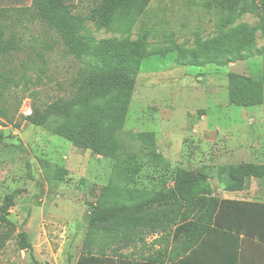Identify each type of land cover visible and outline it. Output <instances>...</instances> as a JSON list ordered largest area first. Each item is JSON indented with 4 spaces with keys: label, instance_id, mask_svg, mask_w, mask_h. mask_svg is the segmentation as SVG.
Listing matches in <instances>:
<instances>
[{
    "label": "rangeland",
    "instance_id": "374dc122",
    "mask_svg": "<svg viewBox=\"0 0 264 264\" xmlns=\"http://www.w3.org/2000/svg\"><path fill=\"white\" fill-rule=\"evenodd\" d=\"M97 1L74 0L73 13L87 16ZM211 1L152 0L130 32L118 22L99 29L87 20L83 34L92 38L94 45L108 38H143L147 43L150 55L142 61L125 125L118 135L121 155L133 156L140 163L133 186L171 187L177 169L184 168L207 176L208 195L264 201V178L245 179L241 191L229 189L230 165L264 161V122H260L264 104H231L227 78L229 72L259 77L263 57L256 55L226 65H191L188 58L180 61L178 57L221 34L225 15L213 8ZM32 5L33 0H0L5 36L17 44L10 53L0 54V84L3 76L12 79L5 91L12 115L18 105L10 97L15 88L13 79L21 88L26 82L22 75L29 80L28 89L19 91L20 113L27 115L36 105L67 96L73 76L90 59L66 53L56 30L31 17ZM23 8L28 11L23 12ZM241 23L256 27L259 18L245 13L226 31ZM255 40L256 48L264 47L261 30L256 31ZM258 116L259 121L255 119ZM16 122L19 127L5 122L0 125V204L6 194L19 191L8 215L16 232L0 250V264H74L82 253L101 187L112 179L115 159L76 147L19 116ZM141 132L152 135L145 139ZM59 170L64 171L62 177L57 176ZM22 231L29 234L33 252L20 250L17 240ZM216 232L177 264H239L235 262L237 239ZM158 236L146 231L144 242L123 249L138 250L134 251L138 258L153 254L160 247ZM106 250L112 252L109 247Z\"/></svg>",
    "mask_w": 264,
    "mask_h": 264
},
{
    "label": "trees",
    "instance_id": "16d2710c",
    "mask_svg": "<svg viewBox=\"0 0 264 264\" xmlns=\"http://www.w3.org/2000/svg\"><path fill=\"white\" fill-rule=\"evenodd\" d=\"M73 1L33 0L29 11L32 18L56 30L66 53L76 58L89 56L90 59L73 76L67 96L36 105L27 115L20 113L22 98L19 91L28 89V78L22 75L26 80L24 88L13 79L15 88L10 97L18 105L16 114L12 115L5 93L12 79L3 76L0 125L5 122L19 127L16 122L19 116L51 130L76 147L115 159L112 179L101 187L98 203L90 214L80 261L94 252L104 260L108 257L107 247L112 250V256L121 258L123 248L145 241L146 231L159 234L156 243L160 245L157 252L141 255L148 261L146 264H177L214 231L234 236L237 249L240 235L264 243V201L221 199L208 195L207 176L200 170L177 169L173 186L165 189L133 186L140 163L133 156L121 155L118 135L125 125L136 76L143 59L150 55L147 43L143 38L135 41L108 38L94 45L92 38H87L83 31L89 20L99 29L118 22L130 32L152 0H98L87 16L73 13ZM211 6L225 15L221 20V34L189 52L182 51L179 60L188 58L191 65H226L230 61L260 55L264 64V47L256 48L255 40L257 30L264 34V0H212ZM21 10L25 12L28 8ZM245 13L258 16L256 27L241 23L226 31L236 17ZM4 16L0 7V54H8L17 48L15 40L5 36ZM227 76L231 104L240 107L264 104V67L259 77L237 72H229ZM140 135L148 139L152 134L141 132ZM151 144L155 145V142ZM63 174V170L57 171L58 177ZM229 176V189L241 191L245 188V179L264 178V163L232 164ZM18 193L16 190L6 194L0 204V250L6 248L16 232V224L8 215ZM173 225L176 229H172ZM17 241L20 250L34 251L27 232H20Z\"/></svg>",
    "mask_w": 264,
    "mask_h": 264
},
{
    "label": "crops",
    "instance_id": "0c3cea01",
    "mask_svg": "<svg viewBox=\"0 0 264 264\" xmlns=\"http://www.w3.org/2000/svg\"><path fill=\"white\" fill-rule=\"evenodd\" d=\"M262 116L261 120L259 119ZM256 117L257 121L264 122V114ZM263 119V120H262ZM255 121V120H252ZM258 163H264V161H259ZM217 235H221L220 232H216ZM239 249L236 250V260L239 264H264V245L260 246L257 240L252 238H246L243 235L239 236ZM134 251L138 250H121L123 257L118 258L117 256H112L110 251H106L108 257L102 260V257L99 256L97 252H94L88 258H81L80 256L75 261L74 264H146V260H143L141 257H135ZM196 252L195 250H193ZM146 256L149 255L144 253ZM143 255V254H142ZM110 256V257H109ZM150 263V262H149ZM234 263V262H233ZM229 264V263H228ZM235 264V263H234Z\"/></svg>",
    "mask_w": 264,
    "mask_h": 264
}]
</instances>
